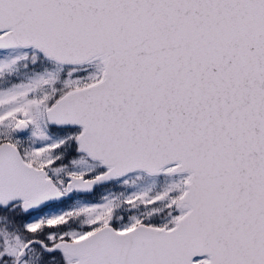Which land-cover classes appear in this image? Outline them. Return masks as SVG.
Segmentation results:
<instances>
[{
    "label": "snow or ice",
    "instance_id": "obj_1",
    "mask_svg": "<svg viewBox=\"0 0 264 264\" xmlns=\"http://www.w3.org/2000/svg\"><path fill=\"white\" fill-rule=\"evenodd\" d=\"M0 264H264V0H0Z\"/></svg>",
    "mask_w": 264,
    "mask_h": 264
}]
</instances>
